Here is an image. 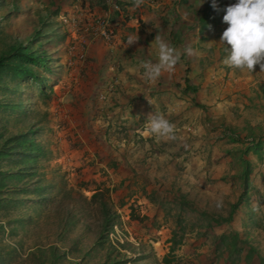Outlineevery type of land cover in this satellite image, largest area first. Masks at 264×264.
Masks as SVG:
<instances>
[{"label": "rangeland", "instance_id": "1", "mask_svg": "<svg viewBox=\"0 0 264 264\" xmlns=\"http://www.w3.org/2000/svg\"><path fill=\"white\" fill-rule=\"evenodd\" d=\"M201 2L0 0V264H264V71ZM157 34L182 55L150 83Z\"/></svg>", "mask_w": 264, "mask_h": 264}, {"label": "clouds", "instance_id": "2", "mask_svg": "<svg viewBox=\"0 0 264 264\" xmlns=\"http://www.w3.org/2000/svg\"><path fill=\"white\" fill-rule=\"evenodd\" d=\"M132 3L138 8L144 0H132ZM211 6L216 9V0H212ZM224 13L222 20L227 27L219 42L227 46L228 55L223 63L242 71L246 69L254 72L257 66L259 71H264V0H235L224 9ZM138 40L137 33L129 35L127 46L137 43ZM154 42L157 62L141 63L143 77L150 83H155L164 73H173L182 55L180 50L159 34L154 37ZM184 52L192 54L193 49L186 47ZM147 130L149 134L157 137H169L173 132V125L161 114H149Z\"/></svg>", "mask_w": 264, "mask_h": 264}, {"label": "trees", "instance_id": "3", "mask_svg": "<svg viewBox=\"0 0 264 264\" xmlns=\"http://www.w3.org/2000/svg\"><path fill=\"white\" fill-rule=\"evenodd\" d=\"M44 54V53H43ZM16 57L17 58H20V59H22V60H24L25 62H27V63H39V62H42L45 58H44V55L43 56H35V57H33L32 55H29V54H25V53H22V52H16ZM1 61L2 60H0V63H1ZM21 71V72H18L19 73V75H22V73L24 72V68H22V67H20V66H17V67H14V72L13 73H15V75H17L18 76V74H17V72L16 71ZM187 71L185 70V73H186ZM183 82H184V90L185 91H189L190 90V87L187 85V79H184L183 80ZM15 109H16V107H14V111H15ZM29 130L28 131H26V132H20V134H16L15 136H13L11 139H12V141L14 142H16L15 144H13V146L12 147H15V146H18V147H21L23 144H20V143H22V141H24V140H26V138H27V135L29 134ZM29 150V149H28ZM13 152L14 153H19V150H13ZM29 152H32V150H29V151H27V153H29ZM1 186V185H0ZM99 196V194H94L93 196H92V199H95L96 197H98ZM235 207V206H234ZM227 219H230V214H229V216H228V218ZM226 236H222L221 238L222 239H224Z\"/></svg>", "mask_w": 264, "mask_h": 264}]
</instances>
